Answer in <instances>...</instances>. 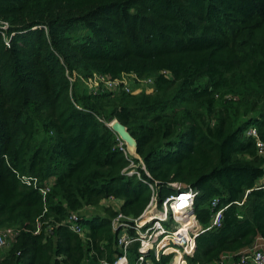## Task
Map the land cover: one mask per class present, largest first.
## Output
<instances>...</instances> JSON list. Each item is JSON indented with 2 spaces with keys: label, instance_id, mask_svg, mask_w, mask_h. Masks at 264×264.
Here are the masks:
<instances>
[{
  "label": "trees",
  "instance_id": "trees-1",
  "mask_svg": "<svg viewBox=\"0 0 264 264\" xmlns=\"http://www.w3.org/2000/svg\"><path fill=\"white\" fill-rule=\"evenodd\" d=\"M0 19L14 32L9 45L0 36V230L14 231L0 264L113 263L122 250L111 219L140 216L148 182L158 204L173 184L196 191L202 228L223 208L186 264L258 248L264 155L246 130L264 143V0H0ZM94 74L135 78L128 90L91 89ZM130 163L139 176L123 173Z\"/></svg>",
  "mask_w": 264,
  "mask_h": 264
},
{
  "label": "built area",
  "instance_id": "built-area-1",
  "mask_svg": "<svg viewBox=\"0 0 264 264\" xmlns=\"http://www.w3.org/2000/svg\"><path fill=\"white\" fill-rule=\"evenodd\" d=\"M9 29V23L0 19V36L6 45H9L14 34V32H9ZM125 77H130L129 80L127 79L128 82H123ZM134 78L133 75H123L120 79L109 80L103 75L94 74L92 78L86 80V83L95 79L98 81L96 86L103 82L111 90H117L121 85L123 90H128ZM69 80L71 85L73 78L69 77ZM88 87L95 88L89 85ZM246 135L254 138L258 153L264 155V143L258 138L256 128L249 127L246 130ZM142 168L144 167L142 166ZM123 173L139 176L133 163H130V168H125ZM260 181L264 182V176ZM26 182L30 183L29 180ZM32 182L35 183L36 180L32 179ZM147 184L151 189V198L140 216L130 218L117 214L111 219V229L116 232L117 244L122 250V253L111 264H127V248L133 243L138 244L139 252L134 264H153L148 257L151 251L156 259L160 254H172L170 264L174 263L177 256L180 258L179 263L186 264V256H192L194 253L196 236L204 230L220 225L223 208L217 209L209 225L202 228L193 214V199L196 191L173 184V192L165 196L158 204L154 184L149 182ZM48 189L49 184L39 190L44 196ZM183 196L185 199H182ZM216 204L217 199L213 198L211 205L215 206ZM79 218L77 213H72L67 219V224L72 231L81 235L83 229L78 222ZM13 236L12 229L0 230V247L5 246ZM100 264L108 263L101 262ZM219 264H264V250L255 248L244 251L236 259H224Z\"/></svg>",
  "mask_w": 264,
  "mask_h": 264
},
{
  "label": "water",
  "instance_id": "water-1",
  "mask_svg": "<svg viewBox=\"0 0 264 264\" xmlns=\"http://www.w3.org/2000/svg\"><path fill=\"white\" fill-rule=\"evenodd\" d=\"M107 125L118 136V139L121 141V143H124L126 153L133 158L139 159V156L137 155L136 151L137 142L134 137L130 134L127 127L117 119H113ZM140 163H142L141 160ZM254 246L255 243H252L251 248H253Z\"/></svg>",
  "mask_w": 264,
  "mask_h": 264
},
{
  "label": "rangeland",
  "instance_id": "rangeland-1",
  "mask_svg": "<svg viewBox=\"0 0 264 264\" xmlns=\"http://www.w3.org/2000/svg\"><path fill=\"white\" fill-rule=\"evenodd\" d=\"M127 79L129 80L130 77H125V79L123 80V82H128ZM87 86H92V87H95L96 84L98 83L97 80L95 79H92L91 81H88L87 83L84 82ZM110 204H112L114 206V208H117L118 204H119V201H116V200H112L110 201ZM258 245V244H257Z\"/></svg>",
  "mask_w": 264,
  "mask_h": 264
},
{
  "label": "crops",
  "instance_id": "crops-1",
  "mask_svg": "<svg viewBox=\"0 0 264 264\" xmlns=\"http://www.w3.org/2000/svg\"><path fill=\"white\" fill-rule=\"evenodd\" d=\"M256 247H258L259 249L264 250V240H258V242L256 243Z\"/></svg>",
  "mask_w": 264,
  "mask_h": 264
},
{
  "label": "bare ground",
  "instance_id": "bare-ground-1",
  "mask_svg": "<svg viewBox=\"0 0 264 264\" xmlns=\"http://www.w3.org/2000/svg\"><path fill=\"white\" fill-rule=\"evenodd\" d=\"M182 199H185V196H183ZM179 262H180V258L177 256V257L174 259V263H173V264H181V263H179Z\"/></svg>",
  "mask_w": 264,
  "mask_h": 264
}]
</instances>
